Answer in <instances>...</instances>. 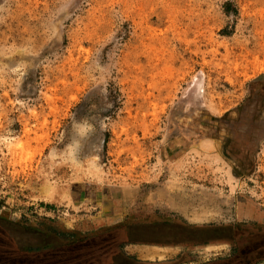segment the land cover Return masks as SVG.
Returning <instances> with one entry per match:
<instances>
[{
	"label": "rangeland",
	"instance_id": "obj_1",
	"mask_svg": "<svg viewBox=\"0 0 264 264\" xmlns=\"http://www.w3.org/2000/svg\"><path fill=\"white\" fill-rule=\"evenodd\" d=\"M261 221L264 0H0V264H264Z\"/></svg>",
	"mask_w": 264,
	"mask_h": 264
},
{
	"label": "trees",
	"instance_id": "obj_2",
	"mask_svg": "<svg viewBox=\"0 0 264 264\" xmlns=\"http://www.w3.org/2000/svg\"><path fill=\"white\" fill-rule=\"evenodd\" d=\"M114 229H116V228L105 229L99 233L96 232V233L90 234L88 236H79V235L72 233V232H69V231H59L56 229H51L48 232L40 230V229H37L35 231H37L40 234L52 236L56 240H60L62 242V244H64V245H74V246L78 247V245H80V244H82V243H84L90 239H93L94 237L99 236L100 234H103L106 232L108 233V231H111ZM80 263H81V261H79V264Z\"/></svg>",
	"mask_w": 264,
	"mask_h": 264
},
{
	"label": "bare ground",
	"instance_id": "obj_3",
	"mask_svg": "<svg viewBox=\"0 0 264 264\" xmlns=\"http://www.w3.org/2000/svg\"><path fill=\"white\" fill-rule=\"evenodd\" d=\"M207 109H208V111L209 112H212V113H214L215 112V110H214V108L212 107V105H208V107H207ZM202 145H201V148H207L208 146H209V144H207V143H205V144H203V143H201ZM188 220H189V218H188ZM143 248H145V247H143ZM155 252H156V250H158V251H160L159 250V248H152ZM168 250V249H167ZM155 252H153L152 250H148V251H143L142 252V254L141 255H143V257H145V258H147V259H153V258H155V254H157V253H155ZM138 254H139V252H138ZM159 254V253H158ZM140 255V254H139ZM145 260V259H144Z\"/></svg>",
	"mask_w": 264,
	"mask_h": 264
},
{
	"label": "crops",
	"instance_id": "obj_4",
	"mask_svg": "<svg viewBox=\"0 0 264 264\" xmlns=\"http://www.w3.org/2000/svg\"><path fill=\"white\" fill-rule=\"evenodd\" d=\"M261 224L264 225V221H263V222L261 221ZM164 225H165V226H171V227L174 226L173 223H171V224H169V223H168V224H167V223H164ZM204 245H206V244H204ZM209 245H211V246H207V245H206V246H207V247H215V244H214V245H213V244H209ZM218 245H220V244H218ZM176 247H178V245L173 246V247H167L166 249H173V248H176ZM161 249H162V248H161Z\"/></svg>",
	"mask_w": 264,
	"mask_h": 264
}]
</instances>
